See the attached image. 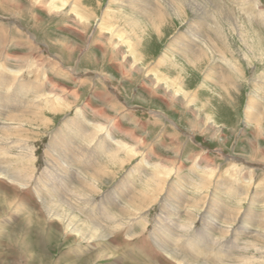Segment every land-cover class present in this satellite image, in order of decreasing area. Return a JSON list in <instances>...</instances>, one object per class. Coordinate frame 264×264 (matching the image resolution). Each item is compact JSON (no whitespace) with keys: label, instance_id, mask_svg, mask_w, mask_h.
Masks as SVG:
<instances>
[{"label":"rangeland","instance_id":"1","mask_svg":"<svg viewBox=\"0 0 264 264\" xmlns=\"http://www.w3.org/2000/svg\"><path fill=\"white\" fill-rule=\"evenodd\" d=\"M162 1L0 0V264H264V0Z\"/></svg>","mask_w":264,"mask_h":264},{"label":"bare ground","instance_id":"2","mask_svg":"<svg viewBox=\"0 0 264 264\" xmlns=\"http://www.w3.org/2000/svg\"><path fill=\"white\" fill-rule=\"evenodd\" d=\"M3 1V0H2ZM141 1H143V2H141V4H139V5H147V4H149V3H147L146 2V0H141ZM194 4V3H193ZM151 5V4H150ZM195 6H197L198 7V4H195ZM139 8H141V7H139ZM175 6H173L172 5V3H171V0H163L162 2H160V4H156V6L155 7H152V9H151V11L153 10L154 11V13L153 14H151V11L148 9V11L150 12V15L148 14L147 16L145 15V13H146V11L147 10H145L144 12V16L145 17H147V18H149V19H151V20H154L153 18H156L157 19V21H159L160 20V18H162V16L165 14V15H168V13H167V9H171V10H173L174 12H176L177 13V11L175 10ZM197 10L199 9V8H196ZM202 12H204V11H202ZM143 14V13H142ZM164 17V16H163ZM227 17V16H226ZM231 17V16H230ZM166 18V17H165ZM228 19H232V18H229L228 17ZM226 22V21H225ZM202 23V22H201ZM191 24V23H190ZM203 24V23H202ZM205 24V23H204ZM231 25H232V22H231ZM195 27H193V29H191V28H188V30H186V36H187V38H181V37H176L175 38V42L177 41L176 39H180L181 41H182V43H181V48L179 49V52H181V54H184V56H185V53H187V56H189V57H187V59H189L190 61H192V62H199L198 60L199 59H202V57L203 56H205L206 57V52H207V50H208V52L209 53H214V49L211 47V46H209V45H207L206 43H207V41H209V40H213L212 38L213 37H209V38H206V37H201L200 35H199V26L198 25H194ZM232 26H234V25H232ZM189 32H191V34L190 35H188L187 33H189ZM184 34V35H185ZM141 35V34H140ZM177 36H180V35H177ZM182 36V35H181ZM208 37V36H207ZM215 39H221V38H224V33H217V35H216V37H214ZM187 41V43L186 42H183V41ZM221 41V40H220ZM264 41V40H263ZM205 45H204V44ZM178 44V43H177ZM177 44H173V46H174V48H179V47H177ZM201 44H203L204 45V47H208L207 49H202V47L200 48V45ZM214 44V43H213ZM222 44V43H221ZM261 45V44H260ZM261 47V46H260ZM105 53V52H104ZM209 53H207V54H209ZM200 55H202V57H200ZM211 56V55H210ZM209 57V56H208ZM215 61V60H214ZM161 64V63H160ZM214 65V64H213ZM213 65H211V68L213 67ZM168 67V66H167ZM172 68V67H171ZM175 68V67H174ZM218 77H219V75H217ZM222 80L224 81V78H222ZM226 80V79H225ZM222 81V82H223ZM227 81H231V78H228L227 79ZM11 83V82H10ZM221 83V82H220ZM218 84V83H217ZM221 85V84H220ZM23 86V85H22ZM15 88V87H14ZM21 88V87H20ZM12 89H13V87H12ZM15 90V89H14ZM17 93V92H16ZM264 92L263 91H261V94H263ZM100 95H102V97H100V99H102L103 101H105V100H107L108 102H109V104L111 105V106H113L114 104H115V102H114V99L112 98V96H110L107 92H105V93H102V94H100ZM260 95L259 94H257V97H259ZM256 97V96H255ZM257 97H256V99H257ZM261 97V96H260ZM98 98V97H97ZM256 99H253V98H251L250 100H249V103H248V108L246 109V117H247V120L248 119H250V113H251V111H250V109H252L253 108V110L255 109H258L259 107H257V106H259V104L256 102V101H258V100H256ZM254 100H256V101H254ZM3 104V103H2ZM1 103H0V105H2ZM258 104V105H257ZM262 106H263V104H262ZM264 109V108H263ZM55 109H53L52 111H54ZM56 111V110H55ZM254 112V111H253ZM2 114V110H1V108H0V115ZM258 115V114H257ZM3 116V115H2ZM16 115H12V116H10L9 118H13L14 119V117H15ZM48 116H46L42 121H41V123H38L39 125H41V126H46V125H48L49 124V118H47ZM71 117H72V115L71 116H69L65 121H64V123H63V125L62 126H60L61 127V129H63V132H67V130L69 129V127H75V126H78V124H79V121H80V117L78 116V118H77V116H75V119H76V123H74V122H72V120H71ZM18 119H19V117H17ZM79 120V121H78ZM47 129V128H46ZM59 137H61V139H60V141L62 142V135H61V132H60V129L57 131V132H55V134L53 135V138H51L52 140H51V145L54 147V150H56V152L60 155V160L62 161L60 164L59 163H57V166H60L59 167V169H62V168H64V167H67V168H71V160L70 159H68V161H67V156H66V158L64 157V154H66V152H65V146H63L62 144H60L59 143V141H56ZM50 141V140H49ZM91 143V142H90ZM90 143H88L87 145H89ZM90 146H93V144H90ZM98 146H100L99 144H97V147ZM87 149V148H86ZM85 149V150H86ZM91 151H93V150H91ZM88 158V157H87ZM94 158V157H93ZM56 159V158H55ZM81 159H82V157H81ZM252 159V158H251ZM82 161V160H81ZM59 162V161H58ZM87 162H89L88 160H85V162H84V164L85 165H88L87 164ZM95 166V165H94ZM96 167V166H95ZM109 172V170L108 171H106V173H104V174H106L107 176H113V174H109L108 173ZM108 173V174H107ZM96 174L97 173H95V174H91L93 177H91V179L92 180H94L95 179V176H96ZM123 189H126V186L124 185V183L123 184H121L120 185ZM175 187V185L174 186H172V187H170V189H168V192H169V194H167V196L169 195V197L171 196L172 198L170 199V201H172V202H177V200L175 199V196L176 195H173L174 193H176V192H173V188ZM175 189V188H174ZM177 189H179L178 187H177ZM176 190V189H175ZM116 192H117V190H116ZM145 196H144V194L143 195H141V196H139V197H137L136 199H143ZM135 200V199H134ZM149 200H151L150 198H149ZM176 200V201H175ZM133 201V200H132ZM117 202L119 203V204H122L124 201H119V200H117ZM117 202H114V203H117ZM181 203V202H180ZM148 203H145V199H143V200H141V201H133V202H130L129 203V205L130 206H132V210H131V212H129L132 216H135L137 213H138V211H139V206H142V208L143 207H145L146 205H147ZM179 205V204H178ZM197 208V207H196ZM188 210V209H187ZM191 211V210H190ZM210 212V211H209ZM214 213V212H213ZM121 214H122V216H124L125 214H128L127 213V210L125 209V211H121ZM193 214V211H191V212H189V215H192ZM213 214H211V216H212ZM215 217H217V216H215ZM212 218V217H211ZM70 225H72V224H70ZM70 228V227H69ZM84 235H85V233H84ZM91 234H88V237L91 239ZM87 237V236H86ZM159 239L160 240H157L156 242L158 243V245L160 244V242L162 243V241L164 240V238H160L159 237ZM165 242V241H164ZM163 242V243H164ZM163 243L162 244H160V246L161 247H163ZM99 257V256H98Z\"/></svg>","mask_w":264,"mask_h":264}]
</instances>
